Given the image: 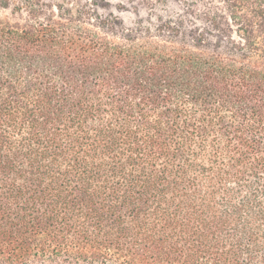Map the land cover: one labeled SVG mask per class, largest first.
I'll use <instances>...</instances> for the list:
<instances>
[{
    "label": "trees",
    "instance_id": "16d2710c",
    "mask_svg": "<svg viewBox=\"0 0 264 264\" xmlns=\"http://www.w3.org/2000/svg\"><path fill=\"white\" fill-rule=\"evenodd\" d=\"M186 5L0 24V264H264V0Z\"/></svg>",
    "mask_w": 264,
    "mask_h": 264
},
{
    "label": "rangeland",
    "instance_id": "374dc122",
    "mask_svg": "<svg viewBox=\"0 0 264 264\" xmlns=\"http://www.w3.org/2000/svg\"><path fill=\"white\" fill-rule=\"evenodd\" d=\"M0 0V24L24 27L26 25L47 21L50 18L66 21L73 18V22L83 24L110 39L121 41V34L113 36L122 28L150 29L156 40L164 41L157 28L160 23H170L173 29L199 30L203 28L201 12L189 18L187 13L193 11L186 5V0ZM189 4V3H188ZM187 6V7H186ZM202 6H200L201 8ZM122 23L121 26L118 23ZM118 30H107L111 27Z\"/></svg>",
    "mask_w": 264,
    "mask_h": 264
}]
</instances>
